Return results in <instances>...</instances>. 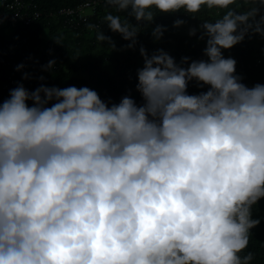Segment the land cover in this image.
I'll return each mask as SVG.
<instances>
[{"label": "clouds", "instance_id": "clouds-1", "mask_svg": "<svg viewBox=\"0 0 264 264\" xmlns=\"http://www.w3.org/2000/svg\"><path fill=\"white\" fill-rule=\"evenodd\" d=\"M105 3L137 22L104 18L128 49L156 13L226 11L189 29L206 41V60L178 64L140 47V106L130 96L109 106L88 87L22 84L0 102V264H251L241 253L264 198V84L241 83L222 50L264 37V0ZM166 30L157 25L154 40ZM96 39L115 49L103 31ZM192 81L207 90L188 94Z\"/></svg>", "mask_w": 264, "mask_h": 264}, {"label": "trees", "instance_id": "trees-1", "mask_svg": "<svg viewBox=\"0 0 264 264\" xmlns=\"http://www.w3.org/2000/svg\"><path fill=\"white\" fill-rule=\"evenodd\" d=\"M88 0H35L38 11L43 14L39 21L31 26L21 23H11L0 27V59L2 63H15L14 72L18 84L13 88L3 90L5 77L8 70L0 63V102L7 100L10 91L20 84L29 92L41 86L67 88L88 87L98 93L101 100L111 106L118 104L125 96H130L138 106L144 103L141 94L136 90L138 83L137 72L144 66L140 47L143 46L149 56L158 49H163L179 64L183 57H189V63L194 60H206L204 48L206 41L199 40L200 33L189 36V29L198 27L201 22H215L222 18L226 10L207 9L196 14V19L181 12L175 14L156 13L154 22L148 26H141L138 34V43L134 49L126 48L130 43L125 41L119 33H114L107 28L105 16L109 13L120 15L121 19H129L127 13H117L116 10L105 3L96 8L90 19L98 28L88 32L82 26L81 30H69L64 27L61 19L54 14L62 8H73ZM247 6L237 8V11L246 10ZM47 15L48 18L45 16ZM51 15V16H49ZM177 19L186 23L180 27H173ZM161 25L166 27L162 38L154 40L152 30ZM98 30L110 36L115 43V49L96 39ZM56 40H59L58 44ZM225 58L236 61L235 74L240 76L241 83L251 88L256 84H264V37L253 35L233 46L231 49L222 50ZM54 60L55 65L51 70H45L48 62ZM24 67L17 70L18 66ZM187 67L188 65H183ZM27 75V79H25ZM44 77L43 80L40 77ZM204 88L197 87L192 81L188 86V94L196 95ZM29 106L32 105L28 101ZM252 218L259 219L260 223L251 229L248 248L241 255L252 252L254 259L251 264H264V198L252 209Z\"/></svg>", "mask_w": 264, "mask_h": 264}, {"label": "built area", "instance_id": "built-area-1", "mask_svg": "<svg viewBox=\"0 0 264 264\" xmlns=\"http://www.w3.org/2000/svg\"><path fill=\"white\" fill-rule=\"evenodd\" d=\"M101 3L102 0H88L73 8H62L53 17L60 18L63 26L69 28V30H81L82 26H84L86 31L91 32L94 27L98 28V23L95 25L90 19ZM85 10L90 13L85 15ZM42 17L43 14L38 11L35 0H0V27L18 22L29 27L35 21L41 20ZM45 17L48 18L47 15ZM0 63H2L1 59ZM2 64L8 70L2 89L6 90L15 87L18 84V80L12 69L16 68L17 65L14 62ZM10 66L12 69H10ZM7 99H9V96Z\"/></svg>", "mask_w": 264, "mask_h": 264}, {"label": "rangeland", "instance_id": "rangeland-1", "mask_svg": "<svg viewBox=\"0 0 264 264\" xmlns=\"http://www.w3.org/2000/svg\"><path fill=\"white\" fill-rule=\"evenodd\" d=\"M89 13H90V12H89L88 10H85V11H84V14H85V15H88Z\"/></svg>", "mask_w": 264, "mask_h": 264}]
</instances>
